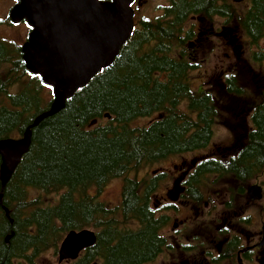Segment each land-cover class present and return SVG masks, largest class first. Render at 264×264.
Masks as SVG:
<instances>
[{"label": "trees", "instance_id": "obj_1", "mask_svg": "<svg viewBox=\"0 0 264 264\" xmlns=\"http://www.w3.org/2000/svg\"><path fill=\"white\" fill-rule=\"evenodd\" d=\"M181 2L180 18L188 10L187 0ZM138 25L141 29L121 47L110 67L76 91L59 113L31 130L28 152L5 187H0V264L20 260L34 264L32 259L39 254L50 249L56 252L71 230L99 231L94 246L72 264H140L159 248L156 233L168 222L153 209L159 175L142 179L136 175L140 168L202 148L209 132L197 127L187 135L194 124L174 109L183 100L193 105L187 81L181 77L186 65L168 55L182 41L171 31L177 24L171 21L164 30L157 21L141 18ZM151 41L155 44L147 47ZM20 47L0 41V69L4 71L0 140L20 137L51 102L44 98L46 87L40 79L26 72ZM157 73H166L168 79H156ZM202 108L199 120L205 116ZM154 113L161 118L148 126L132 125ZM249 148L252 158L232 162L230 169L236 171L240 165L246 170L264 168V144ZM209 170H218L214 178L221 179L225 168L221 162L199 163L188 182L189 202H203V181L208 176L201 173ZM113 180H122L121 203L115 209L91 193L97 196ZM31 191L57 197L46 204L40 197L32 198Z\"/></svg>", "mask_w": 264, "mask_h": 264}, {"label": "flooded vegetation", "instance_id": "obj_2", "mask_svg": "<svg viewBox=\"0 0 264 264\" xmlns=\"http://www.w3.org/2000/svg\"><path fill=\"white\" fill-rule=\"evenodd\" d=\"M151 1L155 0H134L131 8L133 10ZM181 3V0H160L157 15L151 21H157L164 30L171 21L177 24L171 31L182 41L168 55L176 63L186 65L181 77L187 81L188 87L189 74L199 71L204 65L202 84L194 91L189 88L193 105H189V100H183L174 109L185 114L194 124L189 127L187 135L196 132L197 127L206 128L209 134L202 148L184 153H196L197 156L190 164L183 163L175 172L171 189L158 196L154 193L153 209L163 205L161 208L167 210L182 200L189 202L188 182L201 162H221L225 168L223 175L220 174L225 182L224 200L218 216L217 209L211 206L208 217L197 218L194 224L192 219L180 222L174 219L170 225L174 232L166 233L168 222L160 225L156 233L161 241L159 248L149 260L140 264H264V168L254 166L246 170L242 169L243 165L236 171L229 168L232 162L252 158L249 152L252 144H264V0H187L188 10L180 18ZM15 4L13 0L12 7ZM8 13L7 25L25 24H12ZM133 24L128 41L141 29L138 21L135 22L134 11ZM29 31L27 26V36ZM153 44L151 41L146 46ZM202 51H205V57ZM252 66L257 67L254 73L250 69ZM154 77L168 79L166 73H157ZM202 107L206 110L205 116L199 120ZM160 118V114L154 113L139 120L146 119L147 123L142 126H148ZM201 174L213 178L218 175V170ZM157 175L159 185L166 179V174L159 172ZM175 185L181 191L177 201L172 202L170 191ZM256 185L261 188V198L254 201L249 197V189ZM91 193L99 202L100 193L97 196ZM203 197L201 195V199ZM235 200L241 201L243 206L235 205ZM196 224L200 225L196 230L208 229V233L203 234L208 241L206 250L198 251L194 246L185 245L182 250L180 237H186L184 233L193 230ZM90 231L96 235L99 232L97 229ZM88 251L83 250L78 259Z\"/></svg>", "mask_w": 264, "mask_h": 264}, {"label": "water", "instance_id": "obj_3", "mask_svg": "<svg viewBox=\"0 0 264 264\" xmlns=\"http://www.w3.org/2000/svg\"><path fill=\"white\" fill-rule=\"evenodd\" d=\"M134 0H16L8 18L30 28L21 45L26 72L51 89L52 99L18 138L0 140V187L10 180L31 143V130L59 113L68 99L98 73L110 67L133 30ZM105 114L104 118L109 119ZM178 185L170 191L177 201ZM251 200H260L261 188L249 189ZM2 194L0 191V201ZM8 216V210L2 206ZM11 222V220H10ZM10 236H7L5 242ZM96 243L90 230H71L57 248V262L75 261Z\"/></svg>", "mask_w": 264, "mask_h": 264}, {"label": "rangeland", "instance_id": "obj_4", "mask_svg": "<svg viewBox=\"0 0 264 264\" xmlns=\"http://www.w3.org/2000/svg\"><path fill=\"white\" fill-rule=\"evenodd\" d=\"M160 2V0L151 1L149 3H146L145 5L135 7L133 8L134 11V19L135 22L139 21V19H155L157 15V5ZM13 5V0H0V41L4 42H11L16 45H22L26 38H27V32L26 27L27 25H17V26H9L6 23L7 20V13L10 10V8ZM26 37V38H25ZM201 54H203V57H205V51H202ZM197 63H200L199 60H197ZM203 67L199 71H194L189 74V88L191 91H194L196 88H198L199 85H201V79H202V70ZM251 72L254 73L257 71L256 66L250 67ZM3 70L0 69V77L3 76ZM206 86L203 85V89H205ZM16 88L11 89V91H16ZM44 98L45 100H51V90L50 88L44 89ZM218 106V105H217ZM147 123L146 119L139 120L136 123H133V125H144ZM214 143V142H213ZM197 156L196 153L191 154H183V155H177L173 157H169L163 161H161L158 164L153 165L152 167L147 168H140V172L137 173V178H147L149 176H154L157 173L164 172L166 174V179L162 180L159 185L157 186L155 194L162 195L165 190L171 189L172 185V178L175 176V172L179 170V167L183 165V163L190 164L191 160H193ZM176 168V169H175ZM132 177V175H131ZM264 179V176H263ZM121 180H113L109 182L99 196V202L105 204L107 207L115 209L119 206L120 201V190H121ZM205 185L204 197L203 202L200 204H194L191 202H186L185 200H182L181 202L177 203L175 207L171 209H162L163 205L156 206V211L158 215H165L168 218V226L166 227L165 231L166 233L174 232V230L170 227L172 221L175 219L178 222L190 220L192 219V223L197 218H205L208 217V212L212 211L211 206H213L215 209H217L216 216L220 214V211L222 209L221 202L224 200V197L222 196L223 193V183L225 184L223 179H217V178H211L207 177L206 180L203 181ZM31 197H40L41 201L43 203H52L55 202L54 200L57 197V194H49L46 195L44 193H41L39 191H31ZM218 193V195H217ZM235 205H241V201L235 200ZM243 205H241L242 207ZM160 207V209L158 208ZM162 207V208H161ZM191 223V224H192ZM194 224V223H193ZM200 227V225L194 226L193 230H189L184 233L186 237L182 238L180 237V244L183 250V246H194L198 251L201 249L206 250L208 241L203 237L204 233H208L207 227H204L202 230H196L195 228ZM91 230V229H90ZM193 234V236H191ZM198 256V254H197ZM34 264H58L57 262V254L52 249L47 250L43 252L42 254H39L35 258L32 259ZM15 264H27L24 260L16 261ZM60 264H72V262H62Z\"/></svg>", "mask_w": 264, "mask_h": 264}]
</instances>
